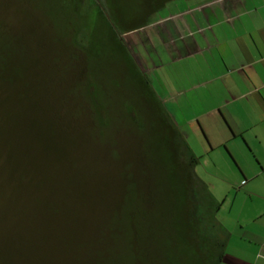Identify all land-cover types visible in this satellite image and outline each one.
Returning a JSON list of instances; mask_svg holds the SVG:
<instances>
[{"label": "crops", "instance_id": "obj_1", "mask_svg": "<svg viewBox=\"0 0 264 264\" xmlns=\"http://www.w3.org/2000/svg\"><path fill=\"white\" fill-rule=\"evenodd\" d=\"M64 5V81L40 100L66 119L99 264H264V0Z\"/></svg>", "mask_w": 264, "mask_h": 264}, {"label": "rangeland", "instance_id": "obj_2", "mask_svg": "<svg viewBox=\"0 0 264 264\" xmlns=\"http://www.w3.org/2000/svg\"><path fill=\"white\" fill-rule=\"evenodd\" d=\"M30 8H32V6L29 2H26V0H0V23L7 27L6 31H8L11 36H15L17 33L27 32L26 12L30 10ZM45 39L48 40L47 35H45ZM63 40L64 38L62 35L51 32L50 40L47 41V47H43V44H40V51L41 53L43 52L42 54H44L47 49L49 76H47L44 83L47 84L50 90H59L58 85L55 84L56 82H53L51 77L52 68L57 72V76H63L64 81L66 47L62 42ZM35 44L36 42H33V45ZM33 49L35 51L31 54V58L26 59L23 55L20 56V52H18V60L12 61V66L16 69L17 75L23 80L22 84L19 82H17L16 85L8 83L2 84V93H0V100L9 98L11 106L14 107L16 113L18 112L20 115H23V100L21 101V95H25L26 92H29L30 95L28 96L33 97L36 103L40 102V99L43 97L41 89L38 88L35 94L36 91L34 92L33 88H31L28 83L29 79H31L28 75L29 67L35 71L37 69V64L34 60L36 59V47ZM35 87L34 85V90ZM15 91L18 95L15 94ZM62 93L64 94V91H62ZM61 106L60 114L63 115L65 112L63 108L64 105ZM30 121L29 119L24 120L21 125L17 126L20 128L21 133L25 126L27 127H25L26 129L29 128L27 131L30 132L28 133H31ZM21 133H19V136L22 135ZM20 140L22 139L20 138ZM22 143L23 141H21V144ZM12 147L9 148V150H5L2 148L0 142V157H2L0 158V264H5L7 259L15 264H99L100 258H97L100 251H98L99 228L97 216L91 213L88 215L86 207L87 202L83 197V193L82 197H77L79 193L75 192V194L72 195L70 190L66 192L70 194L63 197L62 200L66 201V203L71 200L73 203H71L72 206L69 207L68 204L60 200L59 202L62 204V206H60L61 215L58 216L54 213L48 216L47 211H42L41 214H39L36 207L33 206L34 204H31V207L33 206L32 208H27V202L29 198L35 195V192L31 191L33 192L32 196H30L31 194H25L20 190V185H27V182L30 180L28 177L33 174V169L31 168L30 174L26 173L25 170H29V168L27 167L28 164H25L23 153H21L22 150L18 148L15 152L11 150ZM16 154L18 155L17 158H15ZM37 157L35 162L39 165L40 162L38 160L41 161L43 157L42 155L40 156V154H38ZM51 159L49 158L48 161H45L47 166L48 164L52 166L50 173L54 171V165L51 163L56 161L53 159L54 161L52 162ZM68 164H70V162ZM64 165L66 167V164ZM70 166L69 168L67 166L66 169L68 177V180H66L67 184H70L68 181L70 179L72 165L70 164ZM81 168L82 166L80 165L74 168L75 173L73 174L77 176L78 179L80 178V183L83 185ZM55 174L57 173L55 172ZM77 183H79V181ZM81 191H83V187ZM29 192L30 191L27 193ZM16 197L18 201L15 202L14 199ZM95 200L97 201L98 198ZM90 205H92V203ZM69 212H71L70 215H72V217L65 220ZM61 216H65L64 220L61 219ZM57 217H59V219ZM60 219L61 221L58 223L62 224H59V227L63 225V229L69 230L65 231L63 234L64 237L72 236V233L75 232L74 239L71 243L74 244L73 249H70V247L66 249V245L60 246L61 252L66 250V258H58V253H60V251H57V243L55 240L53 241L50 239V231L48 232L47 230L48 226L53 227L55 225L54 222ZM74 225H77V227Z\"/></svg>", "mask_w": 264, "mask_h": 264}, {"label": "trees", "instance_id": "obj_3", "mask_svg": "<svg viewBox=\"0 0 264 264\" xmlns=\"http://www.w3.org/2000/svg\"><path fill=\"white\" fill-rule=\"evenodd\" d=\"M26 2H29L32 6V8L26 12V25L28 26L27 32L17 33L15 36H11L10 33L6 31L7 27L0 23V93H2V84L4 85L8 83L16 85L17 82L22 84L23 80L17 75L16 69L12 66V61H16V59L18 60V52H20V56L23 55L26 59L31 58V54L35 51L33 48L36 47V59L34 60L37 64L36 70L38 71L29 67L28 75L31 79H29L28 83L31 88H33V91H35V84L39 85V88H43L41 90L45 91L44 97L47 99L49 97L50 89H46L47 84H43H45L44 81L48 76L45 69L48 66L49 60L47 49L45 50V53L42 54L43 52L41 53L40 51V44H43V47H47V41L50 40L51 32L58 33L62 36L65 34V20L63 17L65 0H26ZM53 29H55L56 32H54ZM45 35H47L48 40L45 39ZM33 42H36V44L33 45ZM34 75L36 77H33ZM15 94H17L16 91ZM28 95H30L29 92H26L25 95H21V101L23 100V115H20L18 112L16 113L14 107L10 104L9 98L0 100V142L2 148L5 150H9L12 146V151L16 152V149H21L25 164H28L27 167L29 168V170H25L26 173L30 174L33 169V174L28 177L30 180L27 182V185H20V190L25 194H31L30 196H32L33 192L31 191L35 192V195L29 198L26 207L32 208L35 206L39 214H41L42 211H47L48 216L53 213L58 216L61 215L60 206H62L59 201L61 200L66 203L62 198L70 194H67L66 192L70 190L72 195L76 192L79 193L77 197H82L83 192L81 191V180L73 174L75 173L74 168L78 166H72V175L70 174V179L68 181L70 184H67L66 180H68V177L66 169L67 166L68 168L71 166L68 164L69 161L66 160L68 153L67 147H70L68 144L69 137L66 135L65 131L66 119L57 117L56 113L55 117H53L49 113L52 106L49 101L37 102V104L36 101L34 102V98ZM28 119L31 120V133H28L30 131H27L29 128L26 129V126V128L24 127L22 129L23 132L21 133L20 128L17 126L21 125L24 120ZM19 133L23 136H19ZM20 138L22 140H20ZM21 141H23L22 144ZM38 154L43 157L41 161L38 160L40 162L39 165L35 162ZM17 157L18 155L16 154L15 158ZM49 158L56 160L53 162L54 160L51 159L53 162L51 164L55 166V168L53 166L54 171L52 173H50L52 166L50 164L47 166V163L45 162L48 161ZM191 161L192 165H197L199 163V158L192 156ZM64 164H66V167ZM55 172L57 174H55ZM78 181L79 183H77ZM28 191L30 192L27 193ZM14 200L16 202L18 201V198L16 197ZM71 203H73V201L71 202L70 200L66 204L71 207ZM31 204L34 205L31 207ZM221 205V202L217 203L218 210ZM70 214L71 212H69L66 217L61 216V219L64 220V217L65 220L71 218L72 215ZM57 218L59 219V217ZM61 219L54 222V229L51 226H46L48 232L50 231V235H48L51 240L56 241V246H58L57 251H60V246L64 245H66V249L68 247L73 249L74 244L71 243L74 239L75 232L72 233V236L64 237L63 234L65 231L69 230L63 229V225L59 227V224H62L58 223ZM74 226L77 227V225ZM65 251H60V253H58V258H66ZM5 264L15 263L7 259Z\"/></svg>", "mask_w": 264, "mask_h": 264}]
</instances>
